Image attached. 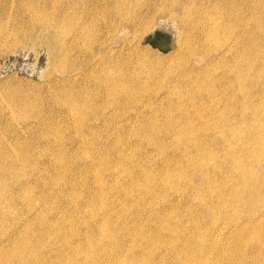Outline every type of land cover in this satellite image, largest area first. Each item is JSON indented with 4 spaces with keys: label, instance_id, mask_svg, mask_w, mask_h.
I'll list each match as a JSON object with an SVG mask.
<instances>
[{
    "label": "rangeland",
    "instance_id": "1",
    "mask_svg": "<svg viewBox=\"0 0 264 264\" xmlns=\"http://www.w3.org/2000/svg\"><path fill=\"white\" fill-rule=\"evenodd\" d=\"M137 1L0 0V256L264 264V0Z\"/></svg>",
    "mask_w": 264,
    "mask_h": 264
},
{
    "label": "bare ground",
    "instance_id": "2",
    "mask_svg": "<svg viewBox=\"0 0 264 264\" xmlns=\"http://www.w3.org/2000/svg\"><path fill=\"white\" fill-rule=\"evenodd\" d=\"M106 4L105 7L103 8V13L106 15H113L114 18H112L111 20H103L100 21L97 14L100 13L102 10H100L98 7H93V9L91 10L90 13V21L88 23L89 28H90V33L88 36L90 37H97V30L96 27L100 26L101 24H105L107 27L109 26V24H111L113 26V23H115L116 19L118 21V27L116 26L115 28V33H118L117 35H122L123 32H125V28H127V26H130L132 24L135 25L136 19L138 18L137 16L133 15V11L132 8L135 7L137 5V3H139V1L137 0H105ZM160 3L159 6H161V9L165 8L166 4H172L173 5H180V0H159ZM152 8H150V10L148 11V13L153 12L151 11ZM166 9V8H165ZM164 9V10H165ZM202 16V15H201ZM79 20L80 17H78ZM138 24V23H137ZM136 24V25H137ZM187 26V25H186ZM121 27V28H120ZM134 27V26H133ZM105 28V27H104ZM85 33H87V31H85ZM103 33V32H102ZM213 34H215V31L212 32ZM83 36V35H82ZM85 37V36H83ZM95 40V39H94ZM101 41V40H100ZM105 41V39H104ZM96 42V41H95ZM98 42V41H97ZM156 42H158V44H161L162 46H167V39H163V40H156ZM109 43V42H108ZM102 44V43H101ZM99 45V44H98ZM110 45V44H109ZM108 47V46H107ZM103 48V47H102ZM111 48V47H110ZM100 49V48H99ZM101 50V49H100ZM103 50V49H102ZM110 50V49H109ZM117 51V50H116ZM101 52V51H100ZM112 54H114L112 52ZM97 56V55H96ZM97 61V60H96ZM101 61V60H100ZM100 63V62H99ZM98 64V62H97ZM111 64V63H110ZM113 64V63H112ZM100 65V64H99ZM105 65V64H104ZM111 67V66H109ZM100 74V73H99ZM113 78V77H112ZM115 78V77H114ZM113 78V79H114ZM109 79V78H108ZM116 81V80H115ZM123 81V80H122ZM125 81V80H124ZM113 82V81H112ZM104 84V83H103ZM116 84V83H115ZM112 85V84H111ZM106 86V85H105ZM109 87V86H108ZM112 87V86H111ZM118 87V86H117ZM116 89V88H115ZM111 90V89H110ZM114 90V89H113ZM117 90V89H116ZM112 91V90H111ZM111 93V92H110ZM29 193V192H28ZM32 198V197H30ZM30 200V199H29ZM28 202V201H27ZM11 212L10 210L7 208V206H4L2 204H0V223H5L8 221ZM13 217V216H12ZM9 243L11 244L10 247H16V248H24L27 246V243L25 240L21 241L20 243L14 239V240H9ZM17 261L22 262V258H18ZM12 260L10 258V254H5L3 255V257L0 256V264H13L11 263Z\"/></svg>",
    "mask_w": 264,
    "mask_h": 264
},
{
    "label": "water",
    "instance_id": "3",
    "mask_svg": "<svg viewBox=\"0 0 264 264\" xmlns=\"http://www.w3.org/2000/svg\"><path fill=\"white\" fill-rule=\"evenodd\" d=\"M152 43H153L154 45H157V46L161 47L162 49H164V47L160 46V44H158L156 41H152Z\"/></svg>",
    "mask_w": 264,
    "mask_h": 264
}]
</instances>
